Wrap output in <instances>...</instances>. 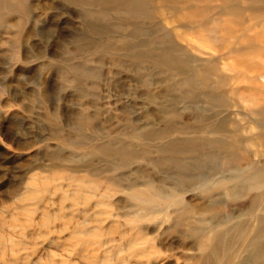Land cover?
Listing matches in <instances>:
<instances>
[{
	"label": "rangeland",
	"instance_id": "374dc122",
	"mask_svg": "<svg viewBox=\"0 0 264 264\" xmlns=\"http://www.w3.org/2000/svg\"><path fill=\"white\" fill-rule=\"evenodd\" d=\"M137 3L0 0V264H264L258 105L200 93L250 85L237 53L211 70L240 39Z\"/></svg>",
	"mask_w": 264,
	"mask_h": 264
},
{
	"label": "bare ground",
	"instance_id": "6f19581e",
	"mask_svg": "<svg viewBox=\"0 0 264 264\" xmlns=\"http://www.w3.org/2000/svg\"><path fill=\"white\" fill-rule=\"evenodd\" d=\"M244 1V0H243ZM138 2V3H137ZM204 0H160V3L166 6V14L171 17L170 20H166V25H170V21L174 23V27H171V31L174 35L183 38L185 33L191 34L193 36L199 35L204 30H213L218 32H225L231 37L240 39L238 42L239 46L234 48L230 45L221 44L219 50H226L225 53H220L218 57L211 59V64L213 67L211 70L213 72L217 71V61L226 60L229 54L237 53L244 56V79L250 82V85L236 86L232 87L231 90L225 89L221 86V82L225 79L222 77L221 82L215 87V89H209L211 86L209 82V76L207 72L201 73V87L200 93L204 95L206 100L212 109L216 110L224 105V97L228 96L230 93L232 97L235 94L242 96L243 100L251 101L258 105L250 106L246 110V116L252 118L261 127V141H264V40L258 39L253 36L251 38L247 35V31L254 29H261L260 33H264V0H247V2L240 3L238 0H216L218 4L216 6H211L209 4H203ZM135 3L141 8L148 3V0H135ZM130 14L133 17H138L142 15L141 11H131ZM230 15L239 19L238 25L236 27H231L229 23L223 22L222 25H214L212 23L221 16ZM152 15L150 14L149 18ZM231 19V17H230ZM253 21V24H247V22ZM233 24V23H232ZM235 24V23H234ZM179 27H185V31H181ZM222 34V33H221ZM224 34V33H223ZM236 35V36H235ZM169 36V35H168ZM258 36V34H257ZM215 37V36H214ZM248 38L247 43H242L243 38ZM223 39V38H222ZM245 40V39H244ZM241 42V43H240ZM262 43V44H261ZM237 44V43H236ZM259 46V47H258ZM222 51V52H223ZM221 52V51H220ZM252 52L257 53L258 62L255 63ZM255 57V56H254ZM169 63L168 59H162L159 64ZM225 64V63H223ZM200 75V74H199ZM233 75H231V79ZM223 87V89H222ZM195 93L191 96L193 97ZM218 114L216 113V116ZM258 125V126H259ZM216 126H213V128ZM219 129H224L223 125H219ZM199 157L204 156L198 151H195ZM219 154L215 153L211 155V160L213 163L217 162ZM225 160L233 157V153H228L221 155ZM201 159V158H199ZM212 175H210L211 177ZM257 177L259 178L262 188L260 195L264 196V169L257 171ZM161 195V194H160Z\"/></svg>",
	"mask_w": 264,
	"mask_h": 264
}]
</instances>
